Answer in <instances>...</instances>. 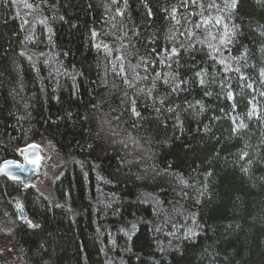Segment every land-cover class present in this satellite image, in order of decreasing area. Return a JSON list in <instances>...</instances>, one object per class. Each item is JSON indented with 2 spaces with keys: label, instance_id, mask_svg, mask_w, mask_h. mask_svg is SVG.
Listing matches in <instances>:
<instances>
[{
  "label": "trees",
  "instance_id": "16d2710c",
  "mask_svg": "<svg viewBox=\"0 0 264 264\" xmlns=\"http://www.w3.org/2000/svg\"><path fill=\"white\" fill-rule=\"evenodd\" d=\"M21 1L39 57L0 0V163L60 162L54 201L0 176L9 264H264V0Z\"/></svg>",
  "mask_w": 264,
  "mask_h": 264
},
{
  "label": "rangeland",
  "instance_id": "374dc122",
  "mask_svg": "<svg viewBox=\"0 0 264 264\" xmlns=\"http://www.w3.org/2000/svg\"><path fill=\"white\" fill-rule=\"evenodd\" d=\"M14 1L16 6V14L22 21V25L24 29L25 42L22 48V53L29 60L35 62L39 57V54L31 51L28 48L27 43L31 37V33L34 26L38 23H42V20L40 17L35 16V14H33L31 10L28 8V6L25 3H23L21 0H14ZM99 31L100 29H97L93 33L94 43L96 46H104L105 39L102 37L103 34ZM31 145H34L37 148H39L44 155L43 174L40 177H37L31 183V187H33L40 195L45 197L47 200L54 201V195H53V181L55 178L54 172L57 165L60 162L59 158L54 153L53 150L48 148L43 143L35 142ZM13 203L15 204V209L17 211V214L19 215V210L17 208H19L20 205H22L20 203V199L14 198ZM10 232H11V228H10L9 219L0 216V264H9L13 259V251L11 250L12 236Z\"/></svg>",
  "mask_w": 264,
  "mask_h": 264
},
{
  "label": "water",
  "instance_id": "95a60500",
  "mask_svg": "<svg viewBox=\"0 0 264 264\" xmlns=\"http://www.w3.org/2000/svg\"><path fill=\"white\" fill-rule=\"evenodd\" d=\"M20 160L7 159L0 163V176L12 180H20L24 187L30 186L31 180L43 174L44 155L34 145H27L19 150ZM19 217H25V211L20 205Z\"/></svg>",
  "mask_w": 264,
  "mask_h": 264
},
{
  "label": "bare ground",
  "instance_id": "6f19581e",
  "mask_svg": "<svg viewBox=\"0 0 264 264\" xmlns=\"http://www.w3.org/2000/svg\"><path fill=\"white\" fill-rule=\"evenodd\" d=\"M20 158H21V157H20V154H19V159H20ZM34 180H35V179H34ZM34 180H31V182H30V184H29L30 186H28V187H31V183H32ZM18 217H19V215H18ZM25 217H26V216H25ZM25 217H24V218H23V217H19V219L24 220V219H26Z\"/></svg>",
  "mask_w": 264,
  "mask_h": 264
},
{
  "label": "snow or ice",
  "instance_id": "6c2138e0",
  "mask_svg": "<svg viewBox=\"0 0 264 264\" xmlns=\"http://www.w3.org/2000/svg\"><path fill=\"white\" fill-rule=\"evenodd\" d=\"M235 6H236V5H235V0H233L232 7L235 8ZM217 22H219V21H217Z\"/></svg>",
  "mask_w": 264,
  "mask_h": 264
}]
</instances>
